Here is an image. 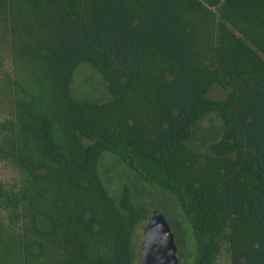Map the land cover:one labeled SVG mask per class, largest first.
Segmentation results:
<instances>
[{
  "label": "trees",
  "instance_id": "obj_1",
  "mask_svg": "<svg viewBox=\"0 0 264 264\" xmlns=\"http://www.w3.org/2000/svg\"><path fill=\"white\" fill-rule=\"evenodd\" d=\"M0 30V264H136L147 216L106 152L176 201L179 264H264V0H0ZM80 66L106 97L74 96Z\"/></svg>",
  "mask_w": 264,
  "mask_h": 264
},
{
  "label": "rangeland",
  "instance_id": "obj_2",
  "mask_svg": "<svg viewBox=\"0 0 264 264\" xmlns=\"http://www.w3.org/2000/svg\"><path fill=\"white\" fill-rule=\"evenodd\" d=\"M1 34V30H0ZM13 64V53L6 37L0 35V119L9 114V107L13 96V90L8 84L6 74L15 76ZM73 94L76 98L84 99L91 97L102 99L105 96V88L97 74L87 66L78 67L75 75L74 84L72 83ZM79 96V97H78ZM93 100V99H92ZM100 174L102 180L113 194L118 198L125 186L129 190L130 200L133 205L144 209L147 218L136 228L134 234L136 264H140L141 251L146 238V232L155 214H161L169 224L171 231L176 234L172 217L178 218L188 241L187 249H183L184 254L193 251L190 239V230L180 215L176 206V201L170 193L157 188L154 184L146 182L141 177L124 164L118 157L111 153H104L100 162ZM20 178L19 169L10 162L0 161V180L6 183H15ZM7 220L4 213L0 212V226H6ZM177 243V237L175 238ZM179 257V247L177 250ZM214 264H230L225 245L222 246L221 253Z\"/></svg>",
  "mask_w": 264,
  "mask_h": 264
},
{
  "label": "water",
  "instance_id": "obj_3",
  "mask_svg": "<svg viewBox=\"0 0 264 264\" xmlns=\"http://www.w3.org/2000/svg\"><path fill=\"white\" fill-rule=\"evenodd\" d=\"M145 239L140 264H179L174 233L161 214H155Z\"/></svg>",
  "mask_w": 264,
  "mask_h": 264
}]
</instances>
